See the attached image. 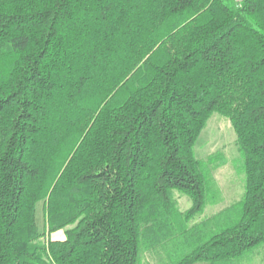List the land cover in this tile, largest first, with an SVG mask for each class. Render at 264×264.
Here are the masks:
<instances>
[{
  "label": "trees",
  "instance_id": "16d2710c",
  "mask_svg": "<svg viewBox=\"0 0 264 264\" xmlns=\"http://www.w3.org/2000/svg\"><path fill=\"white\" fill-rule=\"evenodd\" d=\"M214 113L243 192L206 214L224 158L194 146ZM263 246L264 0H0V264H242Z\"/></svg>",
  "mask_w": 264,
  "mask_h": 264
},
{
  "label": "rangeland",
  "instance_id": "374dc122",
  "mask_svg": "<svg viewBox=\"0 0 264 264\" xmlns=\"http://www.w3.org/2000/svg\"><path fill=\"white\" fill-rule=\"evenodd\" d=\"M195 155L203 158L211 153L219 152L224 158V164L214 170L215 184L218 190L219 202L208 206L206 214L217 211L223 205L237 200L243 192V175L238 168V152L235 145V134L230 121L217 114H212L194 146ZM178 206L181 210L189 207L187 197L176 194ZM42 210L39 206L38 223L42 225ZM52 238H63V231L59 230L50 235ZM143 264H160L158 256L147 255ZM242 264H264V246L256 250L250 259Z\"/></svg>",
  "mask_w": 264,
  "mask_h": 264
},
{
  "label": "built area",
  "instance_id": "2783aa9c",
  "mask_svg": "<svg viewBox=\"0 0 264 264\" xmlns=\"http://www.w3.org/2000/svg\"><path fill=\"white\" fill-rule=\"evenodd\" d=\"M236 5H239L241 2H242V0H232Z\"/></svg>",
  "mask_w": 264,
  "mask_h": 264
}]
</instances>
